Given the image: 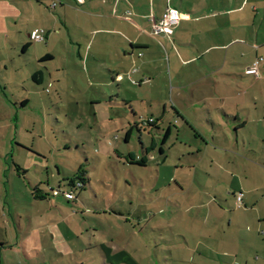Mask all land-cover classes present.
Masks as SVG:
<instances>
[{
    "label": "rangeland",
    "instance_id": "rangeland-1",
    "mask_svg": "<svg viewBox=\"0 0 264 264\" xmlns=\"http://www.w3.org/2000/svg\"><path fill=\"white\" fill-rule=\"evenodd\" d=\"M86 1L84 5L79 0L70 1L76 11L67 8L65 24L58 20V15H52L58 22L57 28L44 30L46 36L52 33L51 41L45 36L42 42H32L28 53L20 60L17 55L21 47H18L13 62L0 64V79L9 85L6 96L15 106L16 116L11 134L3 138L4 141L0 139L3 151L0 157L1 197L5 199L7 191L13 190L16 199L23 201L17 209H28L34 226L48 225L41 233L40 253L28 252L31 260L22 253L12 255L3 244L5 239L0 237V264H104L103 250L88 247L97 239L93 236L102 230L97 222H102L108 232L112 229L114 234L126 235L125 229L133 233L126 252L137 264H217L223 260L216 256L202 258L194 251L195 245L202 247L206 240L207 234L202 227L206 215L216 220V226L221 223L227 227L229 219L233 218L231 238L246 251L252 234L243 222L245 218H239L242 212L237 210L236 195H244L243 202L248 204L247 207L251 200L264 198V156L261 157L264 143L258 137L245 148L239 146L238 154L242 159L218 152L222 156L214 161L217 155L212 150L214 145L209 142L212 149H203L197 160L198 143L195 139L185 140L192 131L186 128L188 134L183 133L181 123L176 119L175 106H179L195 124L202 123L206 128V109L196 101L195 94L194 97L189 94L192 89L199 93V87L204 84L220 87L255 85L253 78L243 74L246 59L237 58L248 49L243 46L247 41L242 40L244 35L252 34L248 22L253 17L249 9L253 0ZM114 1H119L115 13ZM245 1L248 2L246 12L236 11ZM173 9L188 10L193 18H199L198 22L183 23L178 27L172 24L173 36L155 33L154 22H159ZM262 16L263 11L257 18V26ZM234 39H239L240 44H233ZM27 40L31 42L30 37ZM171 42L183 55L175 53ZM213 44H229L227 68L220 69L223 52L211 51L200 58L204 49ZM185 50L189 52L185 54ZM45 56L51 59L39 61ZM261 58L262 75L263 53ZM230 69H235L238 77L229 76ZM16 71L26 83L23 87ZM35 72H42L43 84L37 85L31 79ZM261 84L264 85V81ZM176 88H180L181 96L177 95ZM1 97L4 99L3 95ZM110 99L112 106H109ZM22 100L28 101L26 107H21ZM123 100L131 103L124 104ZM142 121L160 124L161 131L170 126L172 133L164 149V164H159L163 157L158 151L146 167L126 165L123 160L129 152L141 155V142L150 144L151 138L146 133L140 137L136 130L127 143L123 141L125 129L135 122H141L142 129ZM207 130L210 131V127ZM159 141L157 139L158 145ZM241 142L240 139V145ZM181 143L190 144L191 151L184 150ZM23 146L40 150L48 160V171L43 169V160L29 154L37 165H26L25 171L17 173V165H24L27 154L19 148ZM5 147H8L7 153L3 150ZM80 169L87 171L90 179V187L76 190L79 205L82 206V201L86 204L76 214L77 219L85 215L79 222L80 233L76 232L75 239L71 229L73 223L68 218L69 224L59 226V230L64 231L63 241L54 239L56 236L53 237L50 228L60 218L59 211L46 201L33 198L43 192V196L51 195L50 199H57L56 204L62 207L56 196L70 190L69 179L73 184L78 183L77 178L84 180ZM238 179H241V188H238ZM54 192L59 194L53 195ZM210 201L215 206H207ZM29 202L33 205H28ZM103 204L110 209H102ZM69 208L65 206L63 211L68 214ZM37 209L43 212L35 213ZM8 210L7 206V214ZM113 211L123 215L119 219L127 220L124 227L115 221ZM42 213L49 214V218L40 217L44 215ZM106 216L111 218V224L104 222ZM28 221L21 222L24 240H27L26 227H30ZM209 227H213L212 224ZM215 242V239L209 240L213 246ZM74 250L77 251L75 255H68ZM252 258L255 260V254Z\"/></svg>",
    "mask_w": 264,
    "mask_h": 264
},
{
    "label": "crops",
    "instance_id": "crops-1",
    "mask_svg": "<svg viewBox=\"0 0 264 264\" xmlns=\"http://www.w3.org/2000/svg\"><path fill=\"white\" fill-rule=\"evenodd\" d=\"M72 0H0V64L9 63L14 61V57L16 55V52L18 47H21L20 54L17 55V57L20 59H23L22 56L26 55L29 51V47L32 44V41L29 42L27 40L30 37V34L35 29H41L45 30L46 28L50 30H55L57 28V20L52 18V15H58L60 19H58L62 24H65L66 21L64 20L66 18V10L73 9L76 11V8H73ZM82 5H84L87 1L86 0H79ZM262 2L258 0H253V6L250 9V12H252L253 17L251 18L250 22H248V25L251 27L252 34L249 33V35L246 37L244 35V40L247 41L243 42V46H246L248 49L244 51V53H241L237 58L239 59H246V64L244 65V72L245 69H247L256 59L261 58V54H264V7H260L261 4L264 5V0ZM119 5V1H114V7L113 11L114 13L117 11ZM248 2L245 1L241 3L237 9H235L238 12L244 13L247 10ZM59 8L61 11H59ZM178 13V21L174 23L175 26H180L183 23H193L198 22L197 20L199 18H193L191 12L188 10H181L177 11L176 9H173ZM263 16L260 18V24L259 26L256 25V21L259 15L262 14ZM261 12V14H259ZM161 20V19H160ZM159 20V21H160ZM239 23L240 19L238 20ZM52 25V27H51ZM244 27L246 26L245 22H243ZM50 26V27H49ZM177 26V27H178ZM247 30L249 28L246 27ZM173 30V29H172ZM260 31L262 32L260 34ZM174 32L172 31V34L170 36H173ZM46 36V33H45ZM52 33H49L46 36V40L51 41L52 39ZM235 42L239 43V39H234L232 43ZM171 47L175 51V53L178 55H183V52H178L176 49V46L173 42H171ZM240 44V43H239ZM185 45L189 46L190 43H186ZM227 45H220V44H213L212 46L204 49L203 54L200 56V58L211 51H217L218 54H221L223 52V63L221 68H227L225 61L229 59L230 49H227ZM25 47V49H23ZM229 48V47H228ZM185 54H187L189 51L185 50ZM199 53V52H198ZM247 57V58H246ZM234 58V57H233ZM51 58L49 56H45L44 58H39V61H48ZM192 59L188 60L191 61ZM263 61V60H262ZM263 65H260L259 67V78H255L253 76H247L243 72L244 76L247 78H253L255 85H251L249 87H241V86H208L207 84H204L203 86H200L199 93L194 89L190 91L189 94H191L192 97H194V94L197 97V102H200L201 105H204L206 109V128H204L203 124H195V122L183 112L179 106H175L176 111V119L181 123V126L183 127L184 131L183 133L188 131L186 128H189L191 132V135L185 138L186 141H189L190 139H195V141L198 143L196 147V153L197 160H199V154L204 150L208 151L210 148L212 149V146H210L208 143L211 142L213 147V152L217 155L216 159H213L214 161L220 160V154L218 152H224L227 154H230L232 158H241L242 157L238 154L239 146H243L244 148L246 145H250V142L256 141L258 137L261 139L262 143H264V85L261 84L264 81V74L261 75V67ZM241 67V66H240ZM4 76L6 77L7 69L6 66H4ZM231 71V72H230ZM228 71L229 76L238 77V75L235 74V69H230ZM117 73V72H116ZM16 74L19 75V73L16 71ZM39 75L37 78V81L40 84L44 83L43 74L42 72H35L33 75ZM119 73H117L118 75ZM31 77V79H33ZM1 78V77H0ZM18 78L20 79V83L25 85V81H21V76L19 75ZM260 83V84H259ZM38 85V84H37ZM259 85V86H257ZM9 85L0 79V139L3 138L6 139L9 134H11V130L14 127V124L12 123L13 120L16 119V116L14 115V107L12 106L10 101L8 100L6 96V92L8 90ZM258 88V89H257ZM177 95L181 96L182 92H180V88H176ZM1 95L4 96V99H2ZM22 105V103H25ZM124 104H130V101L123 100ZM16 105V104H15ZM28 105L27 100H22L21 107H26ZM113 103L110 99L109 106H112ZM10 106L12 108H10ZM125 107L124 105H122ZM135 115V114H133ZM136 116V115H135ZM141 122H135L134 124H130L128 128L125 129V136L126 133H129V139L132 136L133 127L135 125H139ZM160 124L155 123L152 127H143L139 125V135L142 136V133H146L150 138L153 139V148L154 150L149 152L146 155L148 161L155 159L153 155L158 151L157 148V139H160V137L164 134V132L168 129V135L170 140L171 138V128L168 125L166 130H160ZM203 127V128H202ZM210 131L206 129H209ZM179 127H177L178 129ZM178 130L176 131L177 134ZM4 136V137H3ZM125 136L123 138V141L125 140ZM179 137V136H177ZM263 137V138H262ZM245 138V139H244ZM128 139V140H129ZM197 139V140H196ZM240 139L242 140V145H240ZM4 141V140H3ZM246 141L248 143L246 144ZM125 142V141H124ZM20 145V144H19ZM181 147L184 150L189 149L191 151L192 147L190 144H180ZM22 146V145H20ZM149 149V145H146ZM24 147V146H23ZM21 148L24 150L27 154L25 157L24 165L16 167V172L19 171H25L26 165L32 166L37 165L35 162H33V159H31V154L33 157L41 159L44 162L42 164L43 169L47 170L48 160L45 158L43 154H41L40 150H37L36 148ZM4 152H8V147H5ZM117 150V149H116ZM2 150L0 149V157L2 156ZM186 155L187 154L185 152ZM128 155L135 156L134 152H129L126 154V156H123V160ZM160 155V154H159ZM192 155V154H191ZM215 155V156H216ZM161 156V155H160ZM194 156V154L192 155ZM228 156V157H230ZM262 155L261 157H263ZM165 158H162V162L159 164H164ZM182 163V162H181ZM198 163V162H197ZM214 163V162H213ZM220 163V162H219ZM158 164V165H159ZM127 165V164H126ZM263 168L262 171L264 172V164H262ZM185 168V167H183ZM193 168V167H192ZM195 168V167H194ZM5 168H2L4 171ZM1 170V167H0ZM48 171V170H47ZM10 169V173H11ZM226 172L223 168V173ZM1 173V172H0ZM5 173H3L4 175ZM12 174V173H11ZM14 178L17 177L13 173ZM84 177V189L88 186L90 187V179L88 176V172L85 171V174H83ZM234 178V176H233ZM236 179V178H235ZM76 181V180H74ZM239 187L241 188V179H238ZM193 185V184H192ZM70 192V190L67 191V193ZM2 192L0 193V237L5 239L4 245L5 248L10 251L12 255H18L20 256V253L24 255V257L28 260H31L32 258L29 257L28 252H36L37 254L40 253V239H41V233H44L45 229L47 228V224H39L38 226L33 225V217L28 209L25 207H20L19 210L17 209L18 204H23V201H19L16 199L15 194L13 193V190L11 192L7 191V197L5 199H2ZM41 196H38L36 199L33 198V200L36 201H46L47 204H50L51 207H54L57 209L60 213V218L56 219L54 223L56 225L52 226L50 229L53 231V237L54 239H60L63 241L64 239V231L63 229L59 230V226L66 225L67 219L70 218V221L73 223V227L71 228L73 230L75 239H76V232L78 233L80 229L79 222L82 221V219H85V215L82 218H76V214H78L79 209L81 210L82 207L86 206L85 202L82 201L81 205L78 203V199L75 194L74 200H67L63 194L56 196L59 198L60 204L62 203L63 206L59 207L60 205H57L55 201L57 199H50L52 196H47L43 192H40ZM242 194V193H241ZM243 195V194H242ZM64 196V197H62ZM94 199H97L96 196H94ZM244 195L242 197V205L240 207L237 206V210L241 211L242 213L239 218H245L243 222H245L249 227L252 234V241L249 242L247 246H245L246 251L241 250V245L237 243L234 239L231 238V231L230 229L233 227V218L229 219V223L227 227L223 226L221 223L214 225L215 219H211V216L206 215L204 216L202 220V227L203 231L206 236V239L204 244L195 245L194 251L199 252L201 257L207 258L209 256H216L217 259L223 260L222 262H218L217 264H264V198L261 200H251L250 206L247 207L248 204L243 202ZM8 203V204H7ZM213 204V205H212ZM28 205H33L31 202L28 203ZM215 206V203L210 201L207 203V206ZM7 206L9 208L8 214ZM69 206V213H65L64 207ZM11 207L13 209L11 210ZM102 209L107 208L110 209L109 206H105L103 204ZM246 209L245 211H242ZM78 209V210H76ZM48 210V209H47ZM46 210V211H47ZM45 211V212H46ZM41 212H43L41 210ZM38 209L35 213H41ZM44 213H42L43 215ZM103 214H106L104 212ZM113 214L115 216V221L119 222L122 227H124L127 224V220L119 219L118 217H123V215L118 212H114ZM246 214V216H245ZM38 215V214H35ZM244 215V216H243ZM45 216V217H44ZM87 216V215H86ZM44 219L49 218V214L45 213L43 216ZM89 219L88 217H86ZM28 221L30 227H26V236L27 240H24L21 238L22 227L21 222L26 223ZM222 220L221 218L219 221ZM107 221L110 224L112 223L111 218L105 217L104 222ZM77 222V223H76ZM69 224V222H67ZM98 225L102 228V230H99L97 233V236L94 235L93 238L96 239L95 243L88 244V247H98L103 250L104 253V264H137L133 260L130 259L128 253L126 252L131 245V239L133 233L125 228H128L127 226L124 228L126 231V235L121 236L119 233L114 234L113 230L111 229L110 232L106 230V227L103 225L102 222H97ZM212 224L213 227H209V225ZM228 228L229 231H227L224 228ZM39 229V231H38ZM44 229V230H43ZM123 229V228H122ZM121 229V231H122ZM209 229L212 233H210ZM44 231V232H43ZM80 233V232H79ZM114 234V235H113ZM58 235V236H57ZM79 235V234H78ZM77 235V236H78ZM258 236V237H257ZM96 237V238H95ZM20 238V239H19ZM19 239V241H18ZM119 240L117 241L115 240ZM210 239H215V245H211L209 243ZM56 240V241H57ZM72 240H74L72 236ZM70 240V242L72 241ZM116 244H115V243ZM121 242V243H120ZM38 248V251L36 250ZM42 250V249H41ZM193 251V250H192ZM77 253L76 250L68 253V255H75ZM82 253V251H81ZM252 254H255V260L252 258ZM229 260L228 262H224V260ZM206 264V263H203Z\"/></svg>",
    "mask_w": 264,
    "mask_h": 264
},
{
    "label": "built area",
    "instance_id": "built-area-1",
    "mask_svg": "<svg viewBox=\"0 0 264 264\" xmlns=\"http://www.w3.org/2000/svg\"><path fill=\"white\" fill-rule=\"evenodd\" d=\"M176 21H178V13L174 10L167 12L163 15L162 19L159 22H154L153 28L155 33H165L167 35L172 34L171 26ZM30 39L34 43H39L44 41L45 39V32L41 29H35L30 34ZM262 63V59L258 58L256 59L247 69H245V75L247 76H253L255 78H259V67ZM74 188H80L82 187L81 183L78 182L73 184ZM56 194V192H54ZM65 198L68 200H74L75 194L73 191H70L66 194H64ZM242 197L243 195L241 193L236 195V202L237 206L240 207L242 205Z\"/></svg>",
    "mask_w": 264,
    "mask_h": 264
},
{
    "label": "trees",
    "instance_id": "trees-1",
    "mask_svg": "<svg viewBox=\"0 0 264 264\" xmlns=\"http://www.w3.org/2000/svg\"><path fill=\"white\" fill-rule=\"evenodd\" d=\"M23 49H25V47ZM38 77H39V75L35 74V75H33L32 78H33V81L36 84L40 85V83L37 81V78ZM24 104H26V102L25 103H22V105H24ZM142 123L144 124V127H147V128L154 126V125L149 124L147 121H142ZM139 125H140V123H139ZM139 125H135L133 127V130H136L138 132V135H139V130H138L139 129ZM168 132H169V130L167 129L164 132V134L162 135V137L160 139H158L160 141H159V145L157 144V148H158L159 154L162 157L164 156V153H165L164 152V149L166 147V144H167V141H168V138H169ZM128 139H129V133L127 132L124 141L127 143L128 142ZM140 145H141V155H135V156L128 155L125 158V163L127 165H136V166H139V167H146L147 166V163H148V159L146 157V155L148 154V151L147 150H149V152H151V151L154 150V148L152 146L153 145V139L151 138L150 144H148L149 145V149H147L148 147L146 145H144L142 142L140 143ZM163 159H164V157H163ZM79 173L83 175V174H85V171H83L82 169H80L79 170ZM76 178H77V176H76ZM77 180H78V182L81 183L82 187H80V188H74L72 179H69L68 180V186L70 188V191L76 192V190H82V189H84V186H85L84 180L81 179V177L80 178H77ZM58 194H59V192H56V194L53 193V195H58Z\"/></svg>",
    "mask_w": 264,
    "mask_h": 264
}]
</instances>
